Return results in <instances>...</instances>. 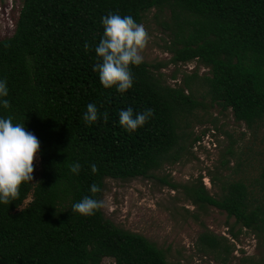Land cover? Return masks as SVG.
Listing matches in <instances>:
<instances>
[{
  "label": "trees",
  "instance_id": "trees-1",
  "mask_svg": "<svg viewBox=\"0 0 264 264\" xmlns=\"http://www.w3.org/2000/svg\"><path fill=\"white\" fill-rule=\"evenodd\" d=\"M21 2L14 34L0 38V78L9 88V107L0 114L38 138L40 165L36 180L22 183L14 200L0 204V264H173L145 236L107 219L102 208L84 216L71 205L85 195L101 200L108 179L148 178L180 160L190 119L205 105L192 88L197 72L183 75L176 86L156 74L169 64L204 65L209 73L200 80L212 104L231 110L249 129L264 122V0ZM152 10L169 12L170 60L132 66L133 86L124 93L103 87L92 67L101 17L130 15L142 24ZM88 103L107 112L108 120L86 124ZM127 107L134 113L151 108L153 115L127 132L118 123L119 110ZM74 161L79 174L69 170ZM93 183L100 188L95 194L89 191ZM258 187L256 193L242 180L226 182L214 196L201 181L189 192L194 205L213 206L235 227L264 239V167ZM199 241L209 249L220 246L209 231Z\"/></svg>",
  "mask_w": 264,
  "mask_h": 264
},
{
  "label": "rangeland",
  "instance_id": "rangeland-1",
  "mask_svg": "<svg viewBox=\"0 0 264 264\" xmlns=\"http://www.w3.org/2000/svg\"><path fill=\"white\" fill-rule=\"evenodd\" d=\"M22 8L21 0H0V38L11 37ZM169 12L152 10L142 24L149 40L142 50L143 61L159 65L170 60L172 32ZM198 73L192 88L205 105L190 119V129L180 160L165 164L151 177L106 180L102 210L107 219L126 230L139 233L164 250L173 264H261L264 239L234 226V220L213 206L193 204L189 188L203 182L210 194L219 196L226 182L244 181L258 193V179L264 167V122L249 129L237 122L231 110L212 104L206 85L200 80L209 69L197 61L156 71L161 79L176 86L183 75ZM173 74L177 75L173 79ZM193 81V80H192ZM187 132V130H186ZM197 139V140H196ZM196 140V141H195ZM34 180L38 178L37 153ZM31 201V197L26 203ZM239 233L233 238L230 231ZM209 231L220 240L217 249L199 241ZM103 264H114L105 259Z\"/></svg>",
  "mask_w": 264,
  "mask_h": 264
},
{
  "label": "clouds",
  "instance_id": "clouds-1",
  "mask_svg": "<svg viewBox=\"0 0 264 264\" xmlns=\"http://www.w3.org/2000/svg\"><path fill=\"white\" fill-rule=\"evenodd\" d=\"M103 35L95 45L96 63L93 71L98 72L99 81L105 88L115 87L117 92L124 93L133 86L132 66L143 62L142 50L149 36L141 23H137L130 15L108 13L101 17ZM85 49L88 45H84ZM9 88L5 79L0 78V109L9 107ZM153 115L151 108L142 112L133 111L132 107L119 110L118 123L127 132H134L142 127ZM86 124L95 123L98 118L108 120L107 112L98 113L94 103H88L82 113ZM40 149L38 138L28 131L24 123H13L11 115L0 114V204H8L18 196L22 183L33 181V162ZM80 163L74 161L69 170L79 174ZM93 173L96 165H91ZM93 194L100 191L97 184L89 186ZM104 201L85 195L71 205V210L80 215H93L102 208Z\"/></svg>",
  "mask_w": 264,
  "mask_h": 264
}]
</instances>
